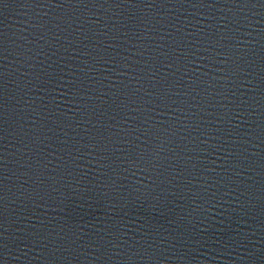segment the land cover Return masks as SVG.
<instances>
[{"label": "water", "instance_id": "95a60500", "mask_svg": "<svg viewBox=\"0 0 264 264\" xmlns=\"http://www.w3.org/2000/svg\"><path fill=\"white\" fill-rule=\"evenodd\" d=\"M0 264H264V0H163L38 168Z\"/></svg>", "mask_w": 264, "mask_h": 264}]
</instances>
